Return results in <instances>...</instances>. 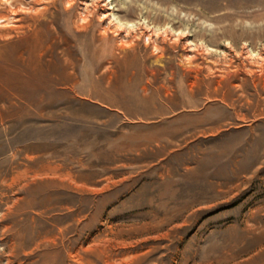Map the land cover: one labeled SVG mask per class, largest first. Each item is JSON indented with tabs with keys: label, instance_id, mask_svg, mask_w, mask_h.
<instances>
[{
	"label": "rangeland",
	"instance_id": "1",
	"mask_svg": "<svg viewBox=\"0 0 264 264\" xmlns=\"http://www.w3.org/2000/svg\"><path fill=\"white\" fill-rule=\"evenodd\" d=\"M0 264H264V0H0Z\"/></svg>",
	"mask_w": 264,
	"mask_h": 264
}]
</instances>
